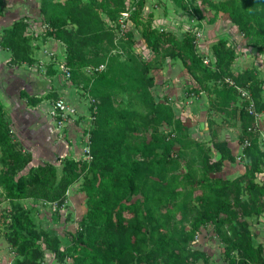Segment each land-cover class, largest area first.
<instances>
[{
  "label": "trees",
  "instance_id": "obj_1",
  "mask_svg": "<svg viewBox=\"0 0 264 264\" xmlns=\"http://www.w3.org/2000/svg\"><path fill=\"white\" fill-rule=\"evenodd\" d=\"M171 1L181 10L191 12L195 0ZM196 1L208 10L210 23L226 14L246 38L247 45L264 53V0ZM146 4L147 0H132L128 20L140 29L153 58H132L113 69L109 59L117 60L108 56L107 49L113 40L124 36L131 40L132 33L114 37L111 32L115 28L105 25L101 13L109 21H117L129 11L126 0H40L38 18L50 27L44 36L67 46L65 65L72 82L92 95L90 85H101L109 103L96 105L93 101L90 105V159L56 156L54 164L39 165L32 164L31 152L24 150L13 136L0 103V195L14 205L29 199L62 203L70 187L83 179L87 211L72 240V264H194L197 260L213 264L207 251L190 245L203 237L204 230L224 243L226 264H264V238L251 225L252 217L264 212V180L257 181L259 174L264 173V151L258 136L248 132L255 118L246 109L249 101L241 98L237 90H247L255 111L264 115L263 80L254 68L234 70L235 51L226 38L213 44L212 62L205 64L197 52L195 36L186 33L179 40L175 34L159 29L152 13L142 14ZM3 5L4 0H0V18L5 14ZM25 18L0 34V48L9 51L10 61L19 65L34 62ZM87 54L99 62L91 63ZM167 59L182 63L198 85L194 91L206 95L210 114L224 117L228 126L238 115L239 143L249 141L242 150L248 159L246 170L234 180L209 175L218 171L225 160L234 162L226 142L217 139L214 122L209 126L213 134L211 143L219 153L217 162L210 161L202 145L189 141L200 157L197 188L204 206L197 210L188 230L171 225V218L179 213L186 218L187 204L180 200L181 185L169 177L168 168L171 158L177 156L172 150L173 141L184 140V127L171 106L156 103L151 93L154 77L149 73ZM101 65L104 70L93 71L81 82L76 79L87 67ZM41 101L42 98H29L31 105ZM162 125L172 127V132L161 131ZM56 163L61 166L60 171ZM135 196L139 200L132 201ZM8 220L3 235L16 254L13 264H43L42 245L64 260L65 251L58 248V239L37 230L26 209L15 206ZM257 237L255 245L253 240ZM236 251L240 253L237 256Z\"/></svg>",
  "mask_w": 264,
  "mask_h": 264
},
{
  "label": "rangeland",
  "instance_id": "obj_2",
  "mask_svg": "<svg viewBox=\"0 0 264 264\" xmlns=\"http://www.w3.org/2000/svg\"><path fill=\"white\" fill-rule=\"evenodd\" d=\"M126 4L129 8L127 13L130 15V12L133 10L132 0H126ZM39 6L40 0H4L3 7L5 14L2 18H38ZM192 8L191 12H186L175 6L171 0H147L142 14L146 16L152 13L156 26L159 29H164L175 34L179 40L186 33H191L196 39L197 52L203 59L213 57V44L220 38H226L229 45L235 51L234 70L241 71L245 68H254L258 76L263 80L264 99V53H260L255 48L247 45L246 38L238 31L237 27L226 14H221L214 23H210L208 10L202 8L198 1L192 2ZM128 17L127 15L120 16L117 21L112 22L108 20L104 13H101V19L105 25H111L113 29L115 28L111 32L114 34V37H122V35L128 32L132 33L131 40L125 36L123 37L124 39L113 40L112 45L107 49L108 56L117 60L112 62L109 59V65L113 69L132 58L139 61H150L153 58L152 52L144 44L140 29L133 27L132 23L127 20ZM10 23L13 22H0V34L11 27L12 24ZM197 33L200 34L199 37H197ZM51 39L42 36L41 38H36V41L31 40L34 62L27 65L31 66V69L26 68L24 66L26 64L19 65L11 62L8 59L11 58V53L0 48V97H2L4 102H9L8 99L15 94L18 96L22 94V100L28 102V105L22 104V106L17 108L20 109V113H17V109V111L12 110L13 103H8L5 109L12 134L21 143L24 150L27 149L24 145L21 131L24 132L25 129L31 130V127L40 130L43 128L42 124L44 123V120H42L43 115L37 108V104L36 106L29 104V98L33 96L44 97L50 101L49 106L52 108V102L57 100L58 97L63 96L79 108L80 116L78 115L76 123L65 128H58L55 121L50 118L51 109L46 111L47 116L50 118L47 119L48 122L53 123L55 129L57 128L60 131L56 139L59 144L54 148L53 152L55 154L52 160L48 155H45L43 150L40 152V157L43 155V157L47 158L45 160L41 159L42 163L54 164L56 156H59L61 159L69 157L80 159L83 157L84 147H87L86 141L88 142V130L92 127V121L89 116L90 105L93 101H95L96 105L107 104L109 102L104 96V90L101 89V85L95 83L90 85L94 95L75 84L71 85L68 83V92H71V94L64 95L63 89L56 92L59 87H62L64 81L66 82L64 79V66H66L68 48L64 43ZM47 42L48 49H45V56L39 61L36 57L40 54V45ZM3 52H9L8 58L2 55ZM51 52H54V54L49 55ZM87 57L93 64L99 62V59L93 55L87 54ZM100 57H103V53L100 54ZM93 69L94 67L92 66L87 67L76 79L79 82L84 81L87 76L92 74ZM17 72H19L18 76H16ZM149 74L154 77L151 93L155 102L171 106L176 118L182 122L184 127L181 136L184 140L182 142L173 141L172 150L177 156L174 155L171 158L168 168L170 170L169 177L172 180L179 181L181 185L182 195L180 196V200L187 204L186 218H184L183 214L179 213L174 218H171V225H177L181 228L180 230L182 228L188 230L193 217L196 216L197 210L203 209L204 206L200 194L201 190L197 188V182L201 177L200 157L193 151L195 147L189 141L202 145V149L210 157V161L212 163L217 162L219 153L211 143L213 134H211V127L209 126L210 122H214V128L218 133L217 139L220 142H226L234 157V162L225 160L218 171L212 172L209 175L212 178L234 180L244 174L248 163V159H246L242 152L244 144L239 143L241 125L238 115L230 120L231 125L228 126L225 122L227 119L214 116L208 112V99L206 95L194 91V88H198V85L179 60L167 59L160 68L152 70ZM12 77L14 78L11 79ZM6 90H9L8 93H5ZM123 99L126 100V96H123ZM24 110H30V112L23 114ZM172 129V127H168L167 125L161 126V131L172 132ZM185 138H187V141H185ZM56 165L60 171L61 166L57 163ZM187 175H189V178ZM262 180H264V173L259 174L257 178L258 182ZM82 184L83 179L73 184L62 203H48L29 199L14 205L4 199L3 195H0V198H2L0 200V207L2 206L3 208V214L0 216V232H4L5 226L9 222L8 217L13 208L15 206L24 208L30 213L37 230L45 231L51 237L57 238L59 242L58 248L61 251H65L66 256L61 261L56 254L45 245H42V249L44 250L43 264L49 259L48 257H51L54 264H72L69 256L70 250L73 247L72 240L79 229L82 217L87 211L86 195L82 190ZM195 188L197 190L193 191ZM243 199H246V196H243ZM137 200H139V196L132 198V201ZM163 210L165 211V208ZM251 225L260 238H264V212L252 217ZM257 240H259L258 237L253 240L255 245L257 244ZM194 244L197 248L207 251L211 263L226 264L223 257L225 245L214 233L204 230L203 237L197 238L195 242L190 243L191 246ZM239 254L238 251L235 252V256ZM194 264H203V261L197 260Z\"/></svg>",
  "mask_w": 264,
  "mask_h": 264
},
{
  "label": "crops",
  "instance_id": "obj_3",
  "mask_svg": "<svg viewBox=\"0 0 264 264\" xmlns=\"http://www.w3.org/2000/svg\"><path fill=\"white\" fill-rule=\"evenodd\" d=\"M25 19H26L27 23L39 20V18H25ZM17 20H19V18H0L1 23H7V21H10V22L12 21L14 23ZM13 23H10V24H13ZM39 37L41 38L42 36H38V37L31 36L33 41H36V38H39ZM49 39H51V38H49ZM51 40H55V39L52 38ZM32 43H34V42H32ZM45 49H48V42L40 45V48H39L40 54L38 55V57H36L37 59H39V61H41V58H43L45 56V54H44ZM2 55H4L5 58H8L7 55H10V54H9V52H3ZM8 59L10 60L11 58H8ZM27 65L28 64H26L24 66L29 69L31 66H27ZM18 75H19V72H17L16 76H18ZM13 78L14 77H12L11 79H13ZM60 89L64 90V91H62L64 93V95L71 94V92H68L69 87L67 85V82H65V81H64V84L62 85V87H59L58 90H56V92L60 91ZM8 91L9 90H6L5 93H8ZM33 97H35V96H33ZM35 98H42V101L37 104V108L40 110V113L43 115L42 116L43 117L42 120H44V123L42 124L43 128L40 130H38L36 128H32V127L30 128L31 130L25 129L24 132L21 131L23 134L21 136H22V139L24 141V145H25L27 151L31 152V154L33 156V162L34 163H32V164L33 165H39V164H43L41 162V159H43V160L47 159V158L43 157V155L40 157V154H41L40 152H42V150L45 153V155H48L51 158V160L53 159L54 154H55L53 152L54 148L57 147L59 144V142L56 139H57V135H58V133H60V131L57 130V128L55 129V127L53 126L54 124L49 123L47 120V119H50L46 113V111H48L50 109V106H49L50 101H48L47 99H45L44 97H41V96H36ZM8 100H9V102H4L2 100V97H0V103L4 106V109H6L8 103H10V104L13 103L12 104V110L13 111L18 110L17 113H20L19 112L20 109H17L19 106H22V104H24L25 106L28 105L27 101L24 102L22 100V94H20L19 96L15 94L14 96H12ZM41 109H43V110H41ZM28 112H30V110H27V111L24 110L23 114H26ZM43 113H45V114H43ZM22 117L25 118L24 115H22ZM13 121L16 122L15 119H13ZM21 123H23V122H21ZM0 168H1V166H0ZM1 193H2V190L0 188V194ZM1 199L2 198H0V200ZM2 209L3 208L1 206L0 207V216H1V214H3ZM50 256H52V255H50ZM48 258L49 259H47V261H45L44 264H54L53 261L51 260V257H48ZM15 259H16L15 252L11 249V247H10L9 243L7 242V240L5 239L3 233L0 232V264H13Z\"/></svg>",
  "mask_w": 264,
  "mask_h": 264
},
{
  "label": "built area",
  "instance_id": "obj_4",
  "mask_svg": "<svg viewBox=\"0 0 264 264\" xmlns=\"http://www.w3.org/2000/svg\"><path fill=\"white\" fill-rule=\"evenodd\" d=\"M124 15L129 16V13H126ZM49 29H50L49 25L43 19L34 21V22H28V33L27 34L28 36H35V37L44 36ZM199 36L200 34L197 33V37ZM53 54L54 52L49 53V55H53ZM211 62H212L211 58L204 59L205 64H210ZM103 69H104V66L101 65L98 68H94L93 71H101ZM70 76H71L70 70L66 66H64V79L66 80L68 84L74 85ZM226 82L229 83L230 85H233V83L230 80H226ZM237 90L241 98L249 101L246 109L248 113L254 116L255 118V123L252 127L248 129V132L252 134H256L258 136L260 147L264 151V121H263L264 115L258 114L255 111L254 105L251 99V95L247 90L243 88H237ZM50 109H51L50 118H52L55 121V124L57 125L58 128H65V127L75 124L77 121L78 115H79V110H78L79 108L74 106L73 102H71L70 100H67L66 97H63V96L58 97L57 100L52 102V108ZM87 137H88V142H89V135ZM88 142L86 141L87 147H84V152H83V157H85V159H90ZM248 144H249V141L246 140L244 142V147L247 146Z\"/></svg>",
  "mask_w": 264,
  "mask_h": 264
}]
</instances>
